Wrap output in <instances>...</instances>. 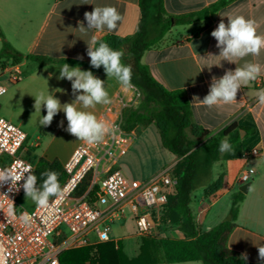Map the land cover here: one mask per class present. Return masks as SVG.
<instances>
[{
    "label": "crops",
    "instance_id": "crops-1",
    "mask_svg": "<svg viewBox=\"0 0 264 264\" xmlns=\"http://www.w3.org/2000/svg\"><path fill=\"white\" fill-rule=\"evenodd\" d=\"M216 1L163 0V7L166 14L172 17L197 12ZM109 5L116 7L123 17L117 31L92 30L87 35L79 32L78 22H83L87 27L85 12H91L95 6ZM236 15L255 20L258 34L264 35V0H233L206 20L187 25H173L157 47L143 53L141 63L148 67L152 77L165 89L184 92L194 124L211 133H216L231 123L247 129L241 130L243 131L240 132L241 139L233 146L234 152L221 153L220 161L214 165V179L221 172L223 184L208 198H205L202 192L197 200L198 205L206 202L208 205L200 208L195 222L199 232L210 231L226 218L231 195L239 191L240 186L248 184L246 193H243L244 199L239 205L235 227L227 238L226 247L241 256L246 254L247 261L258 263L264 261L258 254V247L264 246V105L258 103L257 97V93L264 89V50L259 57H247L248 60L259 63L262 71L255 81L241 86L237 93V102L208 108L196 106L197 102L193 101L194 97L202 100L208 94L212 77L219 79L226 70H234L237 67L236 64L217 57L220 50L216 47L217 41L211 36V32L221 19L227 24V17ZM140 19L138 0H0L2 35L0 48L2 41H5L24 56L44 57L51 60L44 64L29 59H23L19 63H11V59L0 60V80L3 81L5 78V71L17 69L21 74L20 80L10 84L7 90L6 119L19 127L25 124L30 126V129L23 130L27 136L26 156L41 157L47 161L57 160L62 165L82 142L65 131L67 120L62 111L54 117L50 126L44 127L39 123L41 116L46 115L44 106L41 109L39 106L35 108V97L40 93L47 95L50 91L61 101V104L70 103L75 99L71 82L56 78L62 66L55 62L59 60L88 62L90 58L87 55L86 42L92 35L98 40L111 34L129 37L136 33ZM81 56L83 59H78ZM4 61H7L6 64H3ZM218 64L221 66H217ZM93 74L105 81L111 100L119 92L125 98L128 96L114 78H107L105 72ZM58 88L64 91H56ZM107 107L108 105H97L94 110L88 109V111H94L99 118ZM127 110L123 112V117ZM131 128L136 133L139 126L134 125ZM252 147L260 151V156L248 161L242 160L239 157L240 151ZM39 148L41 152L37 156L34 151ZM176 162L177 159L174 157L173 162L164 169L172 168ZM220 162L222 169L217 166ZM117 168L120 169L118 165ZM240 171L248 173L249 179L245 183H239L237 180ZM119 228L124 234L122 239L113 235L109 236L108 242L113 243L115 248L119 243L127 259L137 257L144 238L136 234L129 214L121 220ZM162 238L182 239L183 234L177 229L167 230L163 232ZM152 240L157 241V239ZM96 245L98 244L91 246ZM150 253V256L156 260L154 264H167L163 261L159 249Z\"/></svg>",
    "mask_w": 264,
    "mask_h": 264
},
{
    "label": "trees",
    "instance_id": "trees-1",
    "mask_svg": "<svg viewBox=\"0 0 264 264\" xmlns=\"http://www.w3.org/2000/svg\"><path fill=\"white\" fill-rule=\"evenodd\" d=\"M233 0H217L197 12L180 16H168L163 7V0H138L141 19L136 33L129 37L106 35L99 41L108 43L113 49L123 50L122 62L132 67V84L140 94L139 105L124 113L123 125L131 128L134 125L148 127L154 125L161 147L177 162L170 168V175L175 181L167 194V203L160 215L162 231L177 229L183 234L182 239L161 238L156 242L151 238L142 240L140 254L127 259L122 253L120 244L105 242L65 252L60 257L62 264H154L155 259L150 251L159 249L162 259L167 264L199 262L200 264H264V261L252 263L238 252L226 247L227 238L235 227L239 205L244 194L236 191L231 195V204L226 218L208 232H199L195 222L191 203L193 192L201 189L205 198L218 191L223 184L222 173L213 177V167L220 161L219 144L227 137L234 146L240 141L238 127L231 123L216 133H211L193 123L192 113L182 90L169 91L157 82L146 65L141 63L143 53L157 47L173 25H187L195 21L208 19L219 9ZM0 36L1 33H0ZM11 59L19 63L23 59L34 60L39 64L51 62L44 57L24 56L15 51L8 43L2 41L0 60ZM71 67H82L84 70L105 72L103 67L96 69L88 62L59 60ZM218 167L222 169V164ZM51 170L57 172L61 185L65 179L62 165L57 161L37 158L33 170L38 178L37 186L43 182L41 173ZM87 178L79 194L87 186Z\"/></svg>",
    "mask_w": 264,
    "mask_h": 264
},
{
    "label": "built area",
    "instance_id": "built-area-1",
    "mask_svg": "<svg viewBox=\"0 0 264 264\" xmlns=\"http://www.w3.org/2000/svg\"><path fill=\"white\" fill-rule=\"evenodd\" d=\"M4 74L0 97L7 85L21 78L17 69ZM126 93V98L117 93L99 117L114 126V135L106 136L101 144H78L62 164L63 195L51 197L48 207L26 210L19 206L23 180L18 182L19 191L11 188V181L0 184V264H62L60 257L65 252L108 242L111 225L127 214L139 237L162 238L160 215L175 184L170 169L139 180L117 168L136 138L133 128L124 127L123 112L139 105L140 94L136 87ZM26 139L19 126L0 117V171L19 172L30 165L33 172V164L25 160ZM259 156L256 147L244 148L239 154L244 161ZM248 179L246 171L237 176L239 183ZM24 213L30 217L27 222L22 219Z\"/></svg>",
    "mask_w": 264,
    "mask_h": 264
},
{
    "label": "clouds",
    "instance_id": "clouds-1",
    "mask_svg": "<svg viewBox=\"0 0 264 264\" xmlns=\"http://www.w3.org/2000/svg\"><path fill=\"white\" fill-rule=\"evenodd\" d=\"M84 19L87 21V27L83 22H78L77 29L87 35L92 30L117 31L123 17L116 7L109 5L95 6L91 12L84 13ZM227 20L225 24L221 19L211 32V36L217 41L216 47L220 50L217 57H222L223 61L234 63L237 67L234 70H226L219 79L212 77L208 94L202 100L198 97L193 98V101L197 102L196 106L211 108L219 104L237 102V93L241 86L255 81L261 74L262 66L247 59L249 56L259 57L264 50V35L258 34L256 21L243 15L228 16ZM86 44L91 67L99 69L102 66L107 78H114L124 92L135 88L132 84V67L122 62L123 50L113 49L108 43L99 41L95 35H92ZM78 59L82 60L83 57ZM56 78L71 82L75 99L70 103L61 104L50 91L47 95L40 93L35 97V108L37 106L39 109L42 106L46 108V115L41 116L39 121L41 126H50L54 117L62 111L67 120L65 131L87 145L101 144L106 136L114 135L115 128L112 124L98 118L94 111H88L94 110L97 105H109L112 102L105 81L94 76L90 70H81L79 66L71 67L67 63L59 69V76ZM56 91L64 90L58 88ZM257 97L258 103L264 105V89L257 93ZM219 151L234 152L233 145L227 137L220 141ZM58 175L51 170L41 173L44 179L42 184L37 186L38 178L29 165L19 172L0 171V184L11 181V188L19 191L18 182L23 180L22 188L26 199L30 198L38 207L46 208L51 197L63 195ZM22 219L27 222L30 219L28 213H24ZM258 254L259 258L264 260V246L258 247ZM242 257L247 259L246 254Z\"/></svg>",
    "mask_w": 264,
    "mask_h": 264
},
{
    "label": "rangeland",
    "instance_id": "rangeland-1",
    "mask_svg": "<svg viewBox=\"0 0 264 264\" xmlns=\"http://www.w3.org/2000/svg\"><path fill=\"white\" fill-rule=\"evenodd\" d=\"M10 61L13 63L12 60ZM6 62L7 61H4L3 64H6ZM9 85H7V90ZM0 102V117L3 116L7 118V92L0 97ZM27 125L28 124H25L24 126L20 127L25 131L30 129V126ZM138 126L139 128L136 131L137 136L128 152L119 160L118 167L129 178L145 180L160 170L167 168L173 162L174 157L161 147L159 135L154 125H149L148 127H143L141 125ZM34 152L38 156L41 152V148L36 149ZM26 155L27 154H25V160L32 163L35 167L37 157L32 156L29 158V156ZM201 194L202 190L197 189L192 195L193 201L191 208L193 210L192 213L195 220L196 214L200 208L208 205L207 202L200 206L198 205L197 200L200 198ZM18 204L21 208L26 210H31L36 206V204L30 198L26 199L24 192L18 198ZM120 222L121 221H118L111 225L110 232L108 233L110 237L116 235V237H120V239H122L124 234L122 231H120Z\"/></svg>",
    "mask_w": 264,
    "mask_h": 264
},
{
    "label": "water",
    "instance_id": "water-1",
    "mask_svg": "<svg viewBox=\"0 0 264 264\" xmlns=\"http://www.w3.org/2000/svg\"><path fill=\"white\" fill-rule=\"evenodd\" d=\"M240 132H243V131H240ZM241 136V135H240ZM247 188H248V184H245V185H242L239 187V191L242 192V193H246L247 191Z\"/></svg>",
    "mask_w": 264,
    "mask_h": 264
}]
</instances>
